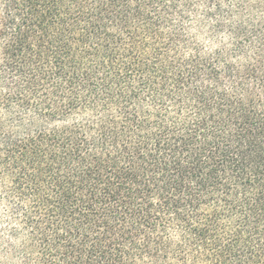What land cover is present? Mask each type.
<instances>
[{"label":"trees","instance_id":"obj_1","mask_svg":"<svg viewBox=\"0 0 264 264\" xmlns=\"http://www.w3.org/2000/svg\"><path fill=\"white\" fill-rule=\"evenodd\" d=\"M0 264H264V0H0Z\"/></svg>","mask_w":264,"mask_h":264}]
</instances>
